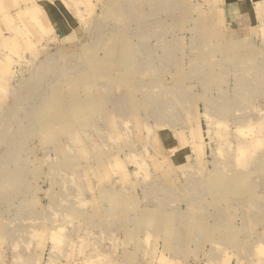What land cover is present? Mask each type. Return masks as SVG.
I'll use <instances>...</instances> for the list:
<instances>
[{"label":"rangeland","instance_id":"rangeland-1","mask_svg":"<svg viewBox=\"0 0 264 264\" xmlns=\"http://www.w3.org/2000/svg\"><path fill=\"white\" fill-rule=\"evenodd\" d=\"M221 2L0 0V264L8 224L63 249L51 223L75 264H264V30L232 32ZM155 201L180 218L146 221Z\"/></svg>","mask_w":264,"mask_h":264},{"label":"crops","instance_id":"crops-1","mask_svg":"<svg viewBox=\"0 0 264 264\" xmlns=\"http://www.w3.org/2000/svg\"><path fill=\"white\" fill-rule=\"evenodd\" d=\"M252 0H223V2L219 5V16L222 18L223 22H225L228 26L232 28V32H239L241 35H246L253 31H257L258 33L255 38L259 39V43H261L262 38V32L264 30V0H258V5L253 4L251 2ZM2 11L0 10V15ZM0 24H1V17H0ZM2 26L0 25V29ZM57 35V33H56ZM58 38L63 39L62 36L57 35ZM0 45H1V39H0ZM5 71L3 70V73ZM1 75L3 73L0 71ZM26 104V103H19V105ZM38 105V104H37ZM34 105L35 113H34V123H39L44 127L45 130L51 129L52 126H55L57 124V112L55 104L50 102V108L54 106L55 108V114H52V112H45L42 113L39 112L38 106ZM4 106V105H3ZM46 107V105H45ZM44 107V109H45ZM5 108V106H4ZM2 108V110L4 109ZM7 108V106H6ZM41 110V109H40ZM3 115L0 116V123L8 124L10 122V117L8 113H5L3 110ZM49 129V130H50ZM49 136H47V139H57V136L53 133H48ZM2 156H8L9 152H6L2 150L1 153ZM41 173V171H38ZM52 183H57V181L51 180ZM10 180H8V183L5 184L6 186L10 185ZM66 184H70V182H66ZM10 187V186H9ZM151 200H149L150 202ZM15 202L9 201L5 203L4 205H12ZM114 203V201H113ZM156 205L154 210L153 209H145L142 208L141 210H144L142 215L146 216V221H164V220H178L179 213H173L171 214L168 212V208L166 209L164 207V202H158L155 201ZM35 206V212L34 215H42V200L35 198V201L33 203ZM68 202H66V205ZM82 207L80 209L74 210V207L69 206V210L66 211L65 218H55L50 217L51 221H61V220H69L70 216L72 214H80V216L88 217L85 215V206L87 205L84 200H81ZM113 205V204H112ZM149 205V203H147ZM116 206V205H115ZM3 208L2 211V217L3 219H8V221H15V211H10V206L7 208V211H5V208ZM37 208V209H36ZM15 210V209H13ZM19 211V214L24 213L23 208L17 209ZM151 210V211H150ZM142 213V212H141ZM108 217H105V219L108 220H117L119 212L117 209H115L114 205L112 206V210L110 209L107 213ZM106 214H104L106 216ZM41 218V217H40ZM58 224L56 223V227L54 228V223H51L50 228V238L57 237L56 234L60 235V242L64 244L63 249L58 247L57 243H54L53 239H46V241L42 240L41 237L43 236L42 230L34 229V230H25L22 229L19 225L8 224L3 229V235L2 238V247L4 249V255H5V261L4 264H75L74 261H72V239L73 235L69 231L67 233H58L59 230ZM61 228V227H60ZM116 228L112 229V234L110 236L104 235L105 239L108 238V241L113 242V249L114 251L118 252L120 251L119 247L116 244L115 232ZM33 237L32 239H29L30 237ZM46 235H44L45 237ZM86 236V235H85ZM100 236V232H99ZM84 237V235H83ZM102 237V236H100ZM83 239V238H82ZM55 248V249H54ZM58 248V249H56ZM91 245L89 242V238L83 239L81 241V244L78 245V252H82V257L85 258L86 254L90 253ZM113 251V252H114ZM115 262V261H114ZM84 264V262H82Z\"/></svg>","mask_w":264,"mask_h":264}]
</instances>
